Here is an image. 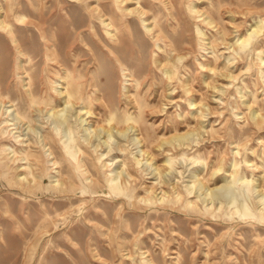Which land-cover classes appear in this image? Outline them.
I'll use <instances>...</instances> for the list:
<instances>
[{
	"label": "rangeland",
	"instance_id": "1",
	"mask_svg": "<svg viewBox=\"0 0 264 264\" xmlns=\"http://www.w3.org/2000/svg\"><path fill=\"white\" fill-rule=\"evenodd\" d=\"M191 1L197 7L212 12L220 26L226 29L229 42L234 40L237 35L244 34L250 24L258 18L259 13L264 17V0H219L223 4L220 12L217 10L218 0H183V2L175 0L174 16L167 14V10L160 0H140V4L146 12L143 18L147 20V23L153 24L154 17H156L158 26L155 29L161 28L162 34H165L167 38L164 39L165 41L155 40V38L144 32V26L137 14H130L126 17L131 30L133 29L134 31H132L130 38L127 35L124 37L126 41L120 48V52L126 64L129 65L130 63L128 67L134 76L142 81V85L138 89L128 85L129 92H126V89H124L125 80L120 72L119 65L107 52V47L105 46L107 37L99 18H90L87 10L73 0H10L11 4L13 3L14 6L19 7L20 13L28 15L32 21L26 28L17 30V36L21 39L24 50L31 56L32 61L30 63L27 62L28 58L17 51L10 36H7L0 29L1 93L3 95L9 94L15 103L20 104L21 109L23 108L24 110V107L26 108L21 92L24 91L23 86L25 85L24 81H26L24 70L21 67V61L23 62L24 60H26L24 66L34 76L37 85L40 81L45 80L46 69L49 67L45 63L47 46L39 33V27L43 26L49 35L51 32L57 33L56 44L60 58L69 67L76 66L82 72H88L90 77L94 76L98 87L102 90L100 93L103 94L104 92V99L114 103V110L116 113L118 112V116L122 115L125 101H133V94L137 95L141 104L149 102L152 105V108L148 109V113L144 115L145 118L143 117L142 119V131L146 137L147 145L151 147L154 140L171 137L176 133L187 131L201 133L200 142L198 144L193 143V148L179 146L173 148L169 144L159 147L158 143H153L152 149L156 155L153 163L160 166L164 172L169 171V166L165 164L167 155L173 153L177 157L175 164L177 170H173L172 173L166 176L167 183L155 185L156 194L160 193V196L161 191L166 190L169 197L173 198L172 195L175 188L184 192L185 185L191 181L194 171L200 174V179H203L205 184V188L200 191L197 190V192L205 191L208 186L213 188L220 185L222 177L228 174L227 172L230 170L232 158H236L239 161L247 159L250 163L258 166L257 168L254 166L248 167L242 162L240 171L243 170L242 172H245L250 178L253 176L256 179L254 185L259 184L257 189L263 190L264 120H259L256 123L249 115L252 110L261 111L264 114V76H262L264 64L259 62L257 57L258 49H256L250 52L251 54L244 52L241 55L235 54L234 61L228 67H225L227 56L232 55L231 49L227 48L226 43L215 38L214 49L210 47L209 43L206 45L208 48L200 45L199 35L196 33L197 26L206 31V42L213 39V34H215L216 30L206 26L199 18L196 19L194 14L188 11L186 7ZM97 2L106 9H109L112 4L111 0H87L86 3L90 4V8H92L96 6ZM136 2L137 0H128L125 5L135 8L138 6ZM0 3L2 6L6 5L5 0H0ZM50 7H53V12L41 17L39 12L41 10L45 11ZM59 7L63 8L61 10L63 15L59 14ZM67 13H71L69 16V18L71 17L69 19L71 22H67V17L64 16L65 14L67 16ZM10 19L14 21L13 16H10ZM90 19L96 23L97 36L93 34L90 28ZM165 32L170 33V35ZM171 33H174V36ZM99 37L102 41H100ZM217 38H219V35ZM168 40H171L177 49V51L173 52L174 58L177 57L178 53L184 56L181 62H177V66L180 67L177 68L178 72L172 80L166 79L163 75L160 62L164 61L165 53L157 46V43L164 46L163 43L168 42ZM259 44V49L264 51V37L261 38ZM31 50L33 51L31 52ZM229 73L233 77H230ZM4 76L6 77L4 78ZM101 76L104 78L102 79ZM255 76L256 78H254ZM191 100L195 101L196 104L190 105L189 102ZM94 103L95 114L88 120H90V124L93 127H97V125L105 124L103 119L107 111L101 106L100 102ZM9 104L7 99L6 105ZM200 109L205 112L206 115L204 117L197 116ZM131 110L134 109L132 108ZM41 121L44 120L42 119ZM37 125H39L38 122L36 123ZM212 126L217 132H210ZM26 127L27 124L21 123L18 130L25 133L27 131ZM133 133L134 130L129 131L128 137L131 138ZM101 137L102 140L105 138L104 133H101ZM122 139L126 141L125 138L122 137ZM126 143L129 145L127 151L121 152L118 149H114L109 153L107 157L109 160L112 157H118L112 167L118 165L117 160L124 157H132V153L138 154L136 144L130 140ZM3 144L19 145L15 143L12 137L0 135V146ZM143 148L146 149L144 145ZM168 149H170L169 152ZM237 149H239L241 154H234L233 151ZM183 151H186L188 157L198 156L200 161L194 162L193 159L184 161L182 159ZM255 153L257 154L255 155ZM58 155L60 156L59 153ZM91 157H95V154L91 153ZM220 164L223 165L224 170L211 176V172ZM88 165L92 173L96 175L95 177H98L101 181L100 187L99 185L95 187L98 191L94 195L87 194L82 196L79 189L76 194L69 195L46 190L45 187L49 183V178H46V176L44 177L42 189L36 190L35 193L25 196L18 193L14 194L13 190H10L7 181L0 176V264H107L97 258L95 255L96 251L101 252L102 257L106 258L107 261L115 264H129L131 262L128 257L129 253L138 260L142 256L152 258L155 264H264V222L241 218L236 214L230 216L227 214L228 208L216 211L215 216L204 210L201 201L198 208L187 206L186 198L179 202L167 200L165 202L158 201L152 204H144L140 202V199L148 195L147 190L151 189L155 175L148 173L150 169L139 170L136 165H134V168L132 167L134 176L130 178L134 187V197L132 199L124 198L122 204L117 201L113 202L104 192H108V188L103 187L105 185L103 172L108 169L102 168L101 164L97 162V167L93 166L91 162ZM143 168H146V166L144 165ZM63 169L66 171L63 172ZM179 170L183 173H179ZM60 171L61 173L63 172V175H66L70 170L63 163ZM96 172L97 174H95ZM141 186L143 187L141 188ZM235 187L232 186L231 189L240 195L239 198L246 196L248 200L255 201L259 194V191L254 190L249 198L241 183H238ZM191 196L190 198H195L194 194H191ZM120 208L122 210V218L117 216ZM44 209L49 211L51 217H46ZM60 213H65V215L69 216V225L68 228L54 231V223L60 219V216L57 215ZM106 216L117 221L122 219L120 224H115L114 226L117 227L118 225L129 233L125 242L126 247H122L121 252H116L114 258L111 257V253L108 250L106 236L102 234L109 227L108 224H103L102 222L103 218L101 217ZM18 217L17 223H14L13 221ZM31 222L33 223L32 225H30ZM89 225L93 226V231H90L89 227L91 226ZM70 227H74L73 230H70ZM54 233L56 234L54 235ZM134 234L139 237L137 246L133 245ZM68 235L72 236L78 244H71L68 241ZM36 238L40 239L39 244L35 248L28 247L25 241ZM252 238L253 240H251ZM211 240L213 241L211 242ZM261 242L263 243L260 244ZM64 243H68L70 247L65 246Z\"/></svg>",
	"mask_w": 264,
	"mask_h": 264
},
{
	"label": "bare ground",
	"instance_id": "2",
	"mask_svg": "<svg viewBox=\"0 0 264 264\" xmlns=\"http://www.w3.org/2000/svg\"><path fill=\"white\" fill-rule=\"evenodd\" d=\"M73 1H77L79 3V5H82L83 8H85L87 10L90 18L97 17L100 19L101 24L103 26V29L105 31L106 37H107V44H105V46L107 47V52L114 58V61L119 65L120 72L122 73V76L124 77V80H125L124 89H126V92H129L128 85H132L134 88L138 89L142 85V81L134 76V74L131 72V70L128 67L130 65V63H129V65L126 64V61L124 60V58L122 57L121 52H120V48L123 46V44H125V41H126L124 39V37L127 35L130 38L132 36V31H134L133 29L131 30L130 24L128 23V20L126 19V17L129 16L130 14H137L139 16V18L141 19V22L144 26V30H145L144 32H146L147 34L152 36V38H155V40L165 41L164 39L167 38V36L165 34H162V29L161 28H159L157 30L155 29V27L158 26L156 17H154L153 24L147 23V20L145 18H143L144 17L143 15L146 12H145L144 8L141 6L140 0H137L136 3L138 4V6L135 8H130V7L125 5V2H127L128 0H111L112 4L109 7V9H106L105 7H103L99 2H97L95 7L90 8V4L86 3L87 0H73ZM160 1L162 4H164V6H165L164 8H166V10H167V14L174 16L175 15V12H174L175 0H160ZM5 2H6L5 6L0 5V29L3 30L2 32H5L7 34V36L8 35L10 36V38H11L12 42L14 43L17 51L21 55L26 56L28 58L27 62L30 63L32 61V58L24 50L22 41L17 36V30L19 28H26V26H28V24L32 23V21L30 20V17L28 15L20 13L19 7L14 6L13 3L11 4L10 0H5ZM180 2H183V0H180ZM210 4H211V6L213 5L212 2ZM222 5H223L222 2H220L218 0V8H217L218 12H220ZM157 8H158V6H157ZM186 8L188 9V11L190 13L194 14L196 19L199 18V20L201 22H203L206 26H210L211 28H215V30L217 32V33L215 32V34H213L212 40H210L209 42H206V39H207L206 31L203 28H201L200 26H197V32L196 33H198V35H199L198 38L200 40V45L202 47H204V48L207 47L206 45L209 43L210 47L212 49H214V45H215L216 40L220 39L223 43H226L227 48L231 49L232 55L227 56V59L225 62V67H228L234 61L235 54L241 55L242 52L250 53L256 49H258L257 57H258L259 62L264 64V57H263L264 51L262 49H259V47H258V45H260L259 43L261 42V38L264 37V17L262 16V14H260V13L258 14V18L255 19V21L250 24V27L248 26L249 28L246 30V32L244 34L237 35L234 38V40L229 42L227 40L226 29H224L223 27L220 26L219 22L213 16L211 11L197 7L196 4L192 1L187 5ZM62 9H63L62 7H59V14H61V15H63L61 12ZM52 12H53V7H50L45 11L41 10L39 12V14L42 17V16H44L48 13H52ZM70 14L71 13H69V14L67 13V16H66V14L64 15L65 17H67V22H71L69 20L71 18V17L69 18ZM10 16L14 17V21H12L10 19ZM190 17H191V15H190ZM251 17H252V15H251ZM90 28L93 31V34L95 36H97L98 33L96 30V23L92 19H90ZM174 31H175V29H174ZM39 33H40V36L42 35V37L45 41V45L47 46L46 50H45V58H46L45 63L51 69H49V68L46 69V75L44 74L45 80L40 81V83L38 82L39 84L37 85L35 83L34 76L24 66V62H26V60H24L23 62L21 61V67L24 70V73H25L24 78L26 80V81H24L25 85L23 86L24 91H21V92L23 95V99H24V103L26 105V108L24 107V110H23V108L21 109L19 106L20 104L18 105L17 103H15L11 99L9 94L3 95L1 93V88H0V135L12 137L13 140L15 141V143L19 144L18 145L19 147L13 146V145H7V144H3L2 146H0L1 147L0 148V176L4 180L7 181L10 190L12 189L14 194L18 193V194H23L25 196L27 194L35 193L36 190L42 189L43 183H44V177L46 176V178L47 177L49 178V180H48L49 183H48L47 187H45L46 190L47 189L53 190L57 193L69 195V194H76L77 193L76 191L79 189L80 190L79 192L82 193V196H85L87 194H90V195L93 194L94 195V193H96L98 191L95 189V187L97 185H99V187H100L101 181L98 177H95L96 175H94V173H92L88 163L91 162V164L93 166L97 167V165H96V162H97V163L101 164L102 168L105 167L106 169H108V170H105L103 172L104 181H105V185H103V187L108 188V192L104 191L105 194H107L113 202L117 201V202H120L122 204L124 202V198L132 199L134 197V187L131 184L130 178H132L134 176L132 173V167L134 168L135 167L134 165H136L137 168H139V170L144 171V169H146V170L150 169V172H148V173H153L155 175V180L152 183L151 189L147 190L148 195L140 199V202H142L144 204H152V203H156L158 201L165 202L167 200L179 202V201H182V199L186 198L185 200H186L187 206H190L191 208L192 207L198 208L199 202L201 201L203 204L204 210L211 213L212 215H215V216H216V211H218V210L220 211V210H223L225 208H228V211L227 210L226 211H227V214H229L230 216H233L234 214H236L241 218H250V219H254L258 222H264V189L263 190L257 189L259 184L254 185V182L256 179L253 176L251 178L248 177L245 172H242L243 170L240 171V164L242 162H244L248 167H253V166L255 168L258 167L256 164L250 163L249 160H247V159L239 161L236 158H234V159L232 158V162L230 164V170L227 172L228 174H226L222 177V183L220 185H217L213 188L208 186V187H206L205 191L197 192V190L200 191V190H202V188H205V184L203 182V179H200V174L197 171H194L192 174L191 181L185 185V191L184 192L177 190L175 188L173 195L171 194L173 196V198L169 197L168 191H166V190H162L160 196H159L160 193L156 194V190L154 188L155 185L167 183L166 176H168L169 173H172L173 170H177L175 167V164L177 162V157L174 156L173 153L168 154L167 157L164 156V157H166L165 164L167 166H169V169H168L169 171L164 172L160 168V166L154 165V163H153V160L155 159V156H156L155 153L153 152V149H152L153 143L154 142L156 144L158 143L159 147H162L164 144H169L173 148L176 146L193 148V143L198 144L200 142L201 133L196 132V131H187L184 133H176V134L172 135L171 137L159 138V139L154 140L152 142V146L150 147L149 145H147L146 137L144 136V133L142 131V124H143L142 119H143L144 115L148 113V109L152 108V105L149 102L141 104L137 95L133 94V97H134L133 101H130V100L125 101V106L123 108L122 115L118 116V114H117L118 112L116 113V111L114 110L115 109L114 103L112 101H106L104 99V92H103V94L100 93L102 90L100 89V87H98L95 77L94 76L90 77L88 72H82L76 66L69 67L66 64V62H64V60L60 58V54H59V51L57 49V44H56L57 33L51 32V34L49 35L43 26L39 27ZM165 33H168V32H165ZM168 34L170 35V33H168ZM218 35H219V38H217ZM3 36H2V38H3ZM99 39H100V41H102L100 37H99ZM3 40H4V38H3ZM158 42H160V41H158ZM30 43H31V41H30ZM163 44H164V46H161L159 43H157L158 48L163 50L165 53L164 61L160 62L162 65L161 69H162L163 75L166 77V79L172 80L178 72L177 68L180 67V66H177V62L178 63L181 62L183 60L184 56L178 53L177 57L174 58L173 52L177 51V49L175 48V45L171 40H168V42H165ZM262 46H263V44H262ZM32 51L33 50H31V52ZM38 61H39V59H38ZM51 62L54 64H52ZM127 62H129V61H127ZM191 65H192V63H191ZM203 66H205V65H203ZM231 68H229V69H231ZM255 68H257V67H255ZM31 69H33V68H31ZM98 70H99V66H98ZM263 74H262V76H264ZM229 75H230V77H233L232 74L229 73ZM102 76H101V78H102ZM5 77L6 76H4V78ZM254 78H256V76ZM261 78H263V77H261ZM240 81H241V79H240ZM100 86H101V84H100ZM214 88H216V86H214ZM252 89H254V88H252ZM10 92H12V91H10ZM18 93H19V91H18ZM233 93H234V91H233ZM244 94H245V92H244ZM229 98H231V97H229ZM7 99H8V102L10 103L9 105H6ZM223 99H225V98H223ZM94 102H100L101 106H103L107 111L106 116L103 119L105 124L104 125H102V124L97 125V127H93L92 124H90V120H88L92 115L95 114V111L93 109L94 104H95ZM20 103H21V101H20ZM189 103H190V105L196 104V102L193 100H191ZM258 103H259V99H258ZM21 107H22V105H21ZM249 107H250V105H249ZM132 108L134 110H131ZM205 115L206 114L203 111V109H200L197 113L198 117L199 116L204 117ZM249 116H251V118L254 119L256 121V123H258L259 120H264V114L261 111L252 110L250 112ZM42 119L44 121H41ZM37 122L39 123V125L36 126ZM21 123L27 124V127H26L27 131L25 130L26 131L25 133H22L18 130L19 125ZM145 125H146V123H145ZM258 128L260 129V127H258ZM248 129H249V127H248ZM132 130H134V133L132 134V137L129 138L128 137L129 131H132ZM150 130H151V127H150ZM227 131H228V129H227ZM153 132H155V131H153ZM210 132L214 133V132H217V130L214 129V127L212 126ZM101 133H104V136H105V138L103 140L101 137ZM122 137L125 138L126 141L124 139H122ZM152 137H153V135H152ZM236 139H238V138H236ZM129 140L137 145L138 154L132 153V157L121 158V159L117 160L118 165L112 167L114 165V163L116 162L115 161L116 158H118V157H112L109 160V159H107L109 153L114 149H118L121 152L127 151L129 145H127L128 143H126V142H128ZM114 142H116V143H114ZM258 142H260V141H258ZM143 145L146 147V149L143 148ZM104 146H106V147H105V149L102 150V148ZM169 150L170 149H168V152H169ZM57 152L60 154V156L58 155ZM233 152L235 155L240 153L239 149H237ZM91 153L95 154V157H91ZM256 154L257 153H255V155ZM262 156H264V154ZM182 159L184 161H187L188 159H190V160L193 159L194 162L200 161V158L196 155H193L192 157H188L186 151H183ZM63 163L65 165H67V167L70 170L66 175L62 174L66 170L63 169L64 171L62 173L60 171V167L63 165ZM144 165L146 166V168H143ZM204 166H205V164H204ZM263 167H264V162H263ZM244 169H245V167H244ZM221 170H224L222 164H220L217 168H215L211 172V176L220 172ZM178 172L181 174L183 173L181 170H179ZM263 172H264V170H263ZM95 174H97V172ZM224 174H225V172H224ZM99 176H100V173H99ZM263 179H264V174H263ZM238 183H241L243 185L242 188H244L245 192H247L249 198L251 197V194H253L254 190L259 191V194H258L256 200L250 201V200H248V198H246V196L244 198H239L240 195L231 189L232 186L235 187ZM137 184H138V182H137ZM140 185H141V183H140ZM142 187L143 186H141V188ZM45 192H47V191H45ZM79 192H78V194H79ZM191 194H194L195 198H190V197H192ZM24 203H22V204H24ZM161 204H163V203H161ZM171 204H172V202H171ZM20 210H22V209L20 208ZM149 210H147V211H149ZM196 210L198 211V209H196ZM185 211H187V210H185ZM44 212L46 213L47 218L51 217V214L49 213L48 210L44 209ZM167 212H168V210H167ZM156 213L158 214V212H156ZM159 213H161V212H159ZM57 215L60 216V219L55 221V223H54V229L55 230L54 231H57L60 229H65L66 227L68 228L69 216L65 215V213H60ZM112 216H113V214H112ZM117 216H120V218L123 217L121 208L117 212ZM189 217H191V216H189ZM101 218H103L102 219L103 224L105 223V224L109 225V227L106 230H104L102 232V234L106 236V241L108 243V250L111 253V257L114 258L116 256V252H121L122 247H124V246L126 247L125 242L127 241L126 239L129 235V233L124 231L123 229H121L118 225H117V227L114 226L115 224H120L122 222V219H121V221H117V220H115L109 216L101 217ZM137 218H139V217H137ZM18 219H19V217L14 221L12 219V221L14 223H17ZM192 219H193V217H192ZM79 222H81V221H79ZM127 223L129 224V222H127ZM32 224L33 223L31 222L30 225H32ZM169 224H170V222H169ZM28 225H29V223H28ZM89 226H91V227H89L90 231H93L94 230L93 226L92 225H89ZM141 226H142V223H141ZM44 227H46V226H44ZM175 227H176V225H175ZM199 227H201V226H199ZM73 228L74 227H70V230H73ZM35 231H37V230H35ZM134 231H136V230H134ZM162 233H160V234L162 235ZM55 234L56 233H54V235ZM54 235H52V236H54ZM130 235H131V233H130ZM133 237H134L133 238V245L137 246L139 244V237L137 234H134ZM67 238H68V241L71 242V244H74V245L78 244L77 241H75V239L72 236L68 235ZM52 239H53V237H52ZM249 240H250V238H249ZM251 240H253V238ZM22 241H24V240H22ZM48 241H50V240H48ZM212 241L213 240H211V242ZM25 242H26L28 247L30 246L31 248H35L39 244L40 239L39 238H36L33 240L29 239ZM84 242H85V240H84ZM150 243H151V241H150ZM208 243H209V241H208ZM262 243L263 242H261L260 244H262ZM64 245L67 247H70V245L68 243H64ZM248 245H250V244H248ZM53 247H55V246H53ZM79 249H81V248H79ZM135 251H133V252H135ZM244 251H246V250H244ZM201 254H203V253H201ZM95 255L97 256V258L99 260L105 261L107 264H115V263H112L110 261H107L106 258L102 257L101 252H99V251H96ZM155 255H156V253H155ZM128 257L131 260V262H130L131 264H155V262L152 260V258H147V256H142L138 260L135 257H133V255L131 253H129ZM179 258H180V256H179ZM123 259H125V258L123 257ZM175 259H177V258H175ZM247 259H248V256H247ZM207 261H209V260H207ZM163 263H165V262H163Z\"/></svg>",
	"mask_w": 264,
	"mask_h": 264
}]
</instances>
